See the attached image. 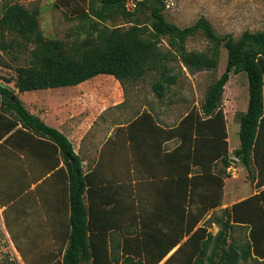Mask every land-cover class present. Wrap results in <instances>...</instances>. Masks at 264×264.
<instances>
[{"label": "crops", "instance_id": "crops-1", "mask_svg": "<svg viewBox=\"0 0 264 264\" xmlns=\"http://www.w3.org/2000/svg\"><path fill=\"white\" fill-rule=\"evenodd\" d=\"M239 74L231 73L233 91L226 94V83L223 96L229 155L238 149L231 146L230 127L240 125L234 111ZM10 85L81 158L88 231L78 264H264V254L256 252L258 239L264 251V196L254 198L264 191V126L252 171L246 167L249 174L256 170L250 182L227 174L221 158L211 155L208 136L197 150L179 140L176 104L171 109L166 100L164 108L166 97L144 103L137 93L129 96L114 75L25 91ZM191 109L200 111L196 102L185 116ZM1 114L0 127H10L0 136L1 219L30 264H63L72 214L65 156L14 112Z\"/></svg>", "mask_w": 264, "mask_h": 264}, {"label": "trees", "instance_id": "trees-1", "mask_svg": "<svg viewBox=\"0 0 264 264\" xmlns=\"http://www.w3.org/2000/svg\"><path fill=\"white\" fill-rule=\"evenodd\" d=\"M101 2V9H91L98 17L96 21L89 17V11H81L79 17H89L90 21L81 24L76 38L70 42L44 35L40 29V12L37 8L31 9L16 2L8 3L0 16V66L6 64L1 55L2 50L17 46L29 50L31 54L28 64L17 67L15 78L0 79V115L3 117L1 113L5 111L14 112L25 127L53 140L67 162L72 214L70 241L63 264H78L80 253L87 249L88 210L84 203L86 178L81 158L73 151L64 133L47 125L25 108L11 83L18 91H25L76 85L98 74H111L125 89L128 82L137 83L152 75L153 90L157 98L162 100L179 78L175 67L169 65L170 62H179L183 71L185 67L192 74L213 70L219 66L221 46H224L228 51L226 70L209 86L200 111L191 109L178 123L179 140L190 141L194 150H197L202 138L208 136L212 141L211 155L221 158L226 168L229 152L223 96L231 73L245 72L249 79L248 108L236 114L240 122L241 145L235 150L249 172L252 171L250 165L258 144V134L264 126V29H247L236 37L233 33L219 34L206 16H201L187 26L169 21L164 12L165 0H141L134 11H127L126 0ZM117 15L134 18L133 24L112 28L104 24ZM198 32H202L211 42L209 50L188 49V39ZM163 39L167 40L165 48L161 47ZM14 125L11 124V128ZM4 127L6 129L2 132ZM9 129V125L3 124L0 136L8 133ZM262 196L264 191L254 198ZM257 232L258 236L263 235L262 228H257ZM257 241L256 252L258 256L263 255L259 239ZM232 263L229 261L225 264ZM0 264L5 263L0 261ZM196 264H200L199 261Z\"/></svg>", "mask_w": 264, "mask_h": 264}, {"label": "rangeland", "instance_id": "rangeland-1", "mask_svg": "<svg viewBox=\"0 0 264 264\" xmlns=\"http://www.w3.org/2000/svg\"><path fill=\"white\" fill-rule=\"evenodd\" d=\"M21 3L29 8H37L40 12V29L47 38L63 39L66 42L74 40L80 31L83 22L98 20L91 9H101V0H0V16L3 8L8 3ZM165 15L167 19L180 26L192 25L201 16H206L219 34L233 33L238 37L243 31L249 29L258 31L264 29V0H165ZM89 11V17L80 18L81 11ZM134 18L117 17L110 18L104 22L105 25L112 27H129L133 24ZM83 30V29H82ZM167 40L163 39L161 47H166ZM211 42L202 32L191 36L187 41L189 50H209ZM1 55L6 62L0 66V79L15 78L17 76V67L26 65L30 61L31 54L29 50L19 49L17 46L9 50H2ZM228 61V51L221 46V55L219 66L213 70L199 71L192 74L177 61L169 63L175 67V73L178 74V82L173 85L171 91L167 92L163 104L168 108L166 100L176 104L174 108L176 122H180L190 107L197 102L198 107L203 103L208 88L226 70ZM193 75V78H190ZM196 75V76H195ZM153 77L149 75L146 79H141L137 83L128 82L125 86V92L131 96V93L139 94V98L144 103L149 101L160 102L152 87ZM238 84L237 105L234 109L237 114L239 111L246 110L249 102V79L245 72H241L236 80ZM234 82V80H233ZM247 82V83H246ZM233 91V86L227 83L226 94ZM246 102V103H245ZM173 116V115H172ZM236 120L237 116L235 115ZM173 119V117L171 118ZM172 123V121H171ZM239 123H231L230 142L234 148L241 145L239 136ZM246 166L241 163L239 174L246 176L250 182H253V175L256 170L249 174ZM237 175V176H238ZM236 176V177H237ZM11 232V233H10ZM8 227V222L1 219L0 215V261L5 264H30L22 245L17 243L18 239ZM12 242V243H11ZM19 252H18V251ZM21 255L24 258H20ZM56 264L55 261H38L36 264Z\"/></svg>", "mask_w": 264, "mask_h": 264}, {"label": "built area", "instance_id": "built-area-1", "mask_svg": "<svg viewBox=\"0 0 264 264\" xmlns=\"http://www.w3.org/2000/svg\"><path fill=\"white\" fill-rule=\"evenodd\" d=\"M140 1L141 0H126L125 6L127 11H134ZM241 162L242 159L240 155L236 152L231 153L228 159L227 174L236 177L239 174Z\"/></svg>", "mask_w": 264, "mask_h": 264}, {"label": "water", "instance_id": "water-1", "mask_svg": "<svg viewBox=\"0 0 264 264\" xmlns=\"http://www.w3.org/2000/svg\"><path fill=\"white\" fill-rule=\"evenodd\" d=\"M4 85V84H3Z\"/></svg>", "mask_w": 264, "mask_h": 264}]
</instances>
